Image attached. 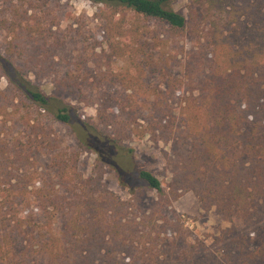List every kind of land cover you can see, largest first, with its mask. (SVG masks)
<instances>
[{
    "label": "trees",
    "instance_id": "obj_1",
    "mask_svg": "<svg viewBox=\"0 0 264 264\" xmlns=\"http://www.w3.org/2000/svg\"><path fill=\"white\" fill-rule=\"evenodd\" d=\"M90 1L122 5L173 28L186 26L185 17L170 8L176 0ZM20 2L0 0V26L16 34L0 51V86L2 79L7 82L0 91V264H264V0H205L207 14L225 5L232 10L224 18L223 45L205 78L189 75L190 90L181 94L185 82L163 66L164 87L147 84L155 74L148 64V73L141 65L137 77L103 75L105 82L129 86L122 92L95 88L98 116L81 121L103 138L100 157L121 180L124 172L109 147L124 156L122 143L133 135V123L143 120V134L170 146L165 158L174 199L159 202L192 192L203 208L230 223L214 239L218 248L200 260V248L182 240L178 220L155 213L141 218L131 202L78 172L79 155L64 151L55 126L73 122L76 108L65 95L89 103L92 91L76 76L51 69L47 55L26 60L28 36L43 34L45 5ZM26 3L30 17L22 12ZM212 29H220L219 23ZM37 66L44 69L34 71ZM43 79H52L54 93L38 86L36 80ZM15 127L26 133L25 140L14 135ZM78 141L93 148L82 135ZM138 174L163 195L153 173Z\"/></svg>",
    "mask_w": 264,
    "mask_h": 264
},
{
    "label": "rangeland",
    "instance_id": "obj_2",
    "mask_svg": "<svg viewBox=\"0 0 264 264\" xmlns=\"http://www.w3.org/2000/svg\"><path fill=\"white\" fill-rule=\"evenodd\" d=\"M40 1L45 5L41 28L43 34L28 36L30 43L24 57L30 60L36 53L42 54V57L47 55L53 62L51 69L63 77L76 76L85 83L84 87L92 91L89 103L78 102L72 95L64 96L66 102L76 108L71 125L55 126L56 136L61 140L64 151L79 155L77 169L84 178H93L118 199L135 205V215L147 218L155 213L170 221L178 220L182 240L198 246L202 253L198 260L204 258V255L218 248L214 239L220 236V230L229 228L230 223L214 209L203 208L192 192L183 194L178 201L159 202V199H174L170 188L172 174L166 167L165 158L170 146L163 142L155 143L149 135L143 134V120L133 123V135L122 143L127 149L124 156L108 145L111 159L120 163L119 169L124 172L125 178L121 180L113 166L104 163L100 157L105 145L103 138L86 131L81 121H95L98 116L99 96L95 88L100 86L110 92H122L129 86L121 80L118 83L105 82L103 75L137 77L141 65L148 73V64L153 67L155 74L148 78L147 84L164 87L168 79L159 76V68L163 66L170 75L185 82L181 94L190 90L189 75L196 81L205 78L209 61L216 57L215 53L223 45L225 37L222 36V26L224 18L230 17L232 9L225 5L227 8L223 6L207 14L205 0H176L170 8L185 17L186 26L173 28L118 4H97L90 0ZM14 4L22 5L20 0H14ZM241 6L244 7V4ZM22 12H25L26 17L33 14L27 3ZM7 13V19L11 20L12 12ZM213 22L219 23L220 29H212ZM9 28L0 26L1 53H5L8 42L16 35ZM37 47L41 49L37 51ZM41 69L44 68L37 66L34 71ZM36 83L49 94L55 92L52 79L36 80ZM6 86V80L2 79L0 91H4ZM21 131L20 127L13 128L14 135L25 140L26 133ZM78 135H82L86 142H91L93 148L83 147ZM141 170L153 173L161 181L163 195L139 179ZM198 263L201 264L200 261Z\"/></svg>",
    "mask_w": 264,
    "mask_h": 264
}]
</instances>
